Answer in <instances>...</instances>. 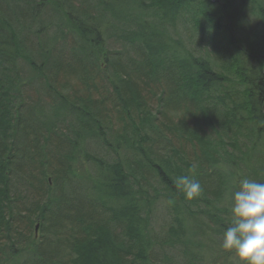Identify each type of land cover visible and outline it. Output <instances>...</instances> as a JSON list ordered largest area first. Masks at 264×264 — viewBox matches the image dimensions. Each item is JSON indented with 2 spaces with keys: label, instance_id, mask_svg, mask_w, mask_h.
Listing matches in <instances>:
<instances>
[{
  "label": "trees",
  "instance_id": "obj_1",
  "mask_svg": "<svg viewBox=\"0 0 264 264\" xmlns=\"http://www.w3.org/2000/svg\"><path fill=\"white\" fill-rule=\"evenodd\" d=\"M86 1L88 20L109 15L123 22L114 31L129 28L122 37L134 57L104 50L97 23L73 20L69 8L64 19L83 48L63 55L34 43L38 62L15 29L26 24L0 12V264L22 256L20 264H201L188 219L204 217L221 233L230 225L229 213L222 222L216 215L230 186L223 167L264 183L256 144L264 140V0H138L141 11L124 15L113 9L131 0H96L95 19ZM166 23L187 26L200 52L168 57ZM18 60L38 74L36 99ZM98 71L111 95L97 86ZM92 145L110 159L92 155ZM81 154L100 174L79 176ZM183 176L200 182L198 197L185 198ZM162 199L173 213L156 231Z\"/></svg>",
  "mask_w": 264,
  "mask_h": 264
},
{
  "label": "rangeland",
  "instance_id": "obj_2",
  "mask_svg": "<svg viewBox=\"0 0 264 264\" xmlns=\"http://www.w3.org/2000/svg\"><path fill=\"white\" fill-rule=\"evenodd\" d=\"M12 1H14L15 3L16 0ZM81 1L83 0H27V2L19 1L15 4H12L10 0H0V12L2 15H9L11 12H13L16 16L15 21L16 23H19V26L26 24V29L24 31L20 30L21 28L18 29L17 27H15V29L16 32H18L19 40L24 39L22 44L24 45L26 52L29 51L34 58L36 57L35 60L38 62H41V59L38 57V53H36L35 51L38 49L39 45H52L54 46V53L58 54L63 52V55H70L71 49L79 51V48H83V44L80 41L81 39L79 35L64 19L63 14H65V10L69 8L73 12V15L71 16L73 20L76 19L77 21H81L83 24L84 22H86L91 26L97 23L100 33L99 42L101 43L104 50L110 52L127 53L129 56L134 57V50L131 46L132 44H130L129 41L125 40L126 38L122 37V35L126 34V30H128L129 28H116V30L114 31V26L122 27L121 25H123V22L115 21L114 18H111L109 15H107L106 19H103L101 22H96V20H88V18L83 14L84 12L81 10ZM86 3L88 7H95L96 0H87ZM137 3L138 0L122 2L119 5H115V9L113 10L122 13L123 15L125 12L130 11L139 12L141 11V9L140 6L137 5ZM20 11H22L21 16L19 13ZM88 15L90 18L95 19L98 15V12L96 9H92L88 12ZM143 15L144 20L149 21V23L151 24L152 20L148 18L146 14ZM89 24L88 26L91 27ZM54 25L59 26L60 29H62V35L60 34L61 32H59L60 39L57 40H53L52 38L53 34L54 36L58 37L55 32L59 29L54 27ZM41 26H46V28L38 32V30L40 29L39 27ZM165 27L166 31L164 34H162L161 41H164L167 44L168 48L166 50V55L168 57L171 56V54H173L176 50H178L179 52H192L194 55H197L200 52L201 48L198 45H195V41L191 43V32L187 28V26L185 27L184 25H181V23H178V26L172 28L170 24L166 23ZM130 29H136V25L133 26V24H131ZM22 33H24L25 36L22 35ZM25 38H27L28 40H26ZM62 38H64L65 41H63L64 39ZM9 40L11 41V38H9ZM34 43H38L39 45L34 46ZM7 51H9V49H7ZM8 53H10V51ZM66 59H68V57H66ZM103 60L104 59L100 58V63H102V65ZM38 62H36V64H38ZM16 66L18 74L23 78L24 81L28 83L27 88H25L26 91L30 93L31 98L36 99L35 92L36 90H39L38 87H40V85L35 82V79H38V77H36V75L38 74L32 72L29 67L21 60L16 61ZM38 67H40V70L44 69H42L41 66ZM98 72L99 73L96 77L97 86L99 88L100 85L105 87L104 91L111 95V88L105 80V74L102 73V71ZM110 79L113 78L111 77ZM32 85L34 86V89L32 88ZM39 95L41 99L44 100V88L39 92ZM146 104L147 106H149L153 114L157 115L158 107L156 100L152 97H149L146 99ZM41 107L44 109L43 105H41ZM109 115L114 116L116 115V113L114 110H110ZM158 118L162 119V116H158ZM256 144L258 149L257 151L262 153L264 151V140L262 139ZM91 148L92 155L103 160L110 159L108 153L106 154L104 149L99 151L97 148H94L93 145ZM87 150L88 152L90 151L88 148ZM260 153H258L257 156H260L262 158ZM254 158H256L255 154ZM77 162L78 164L75 165V171L80 174L79 176L82 177V179L86 180L84 176L87 174L89 175V173L92 175V177H95L98 169L88 163H85L82 158V154L77 157ZM223 171L227 173L228 183L230 184V186L226 189V191L224 190L222 195L223 198L218 204L219 207H217L218 211L221 213L216 214L220 219V222L224 220V217L227 216L228 213L230 214V197L232 192L238 188V182L243 178L254 179L252 175L249 177L247 176L246 170L244 168L242 169V171H239L237 169L232 170L231 168L227 170L223 167ZM147 177L152 179L149 173L147 174ZM157 202L158 204H156V206L154 205L153 207V215L155 219L153 226L156 231H159L161 227L169 223L173 212L171 210V205L168 204L167 200L162 199L161 201L158 200ZM211 212L213 211L211 210ZM225 212H227V214ZM188 225L190 227L189 238L192 241L190 248L200 259L201 264H240L239 260L232 253L224 250L221 247L223 233H221V230H219V224H208V222L205 221V218L203 217L202 219H188ZM226 226L228 227L229 224H226ZM24 257L26 258V256H22L21 258L16 257L15 259L5 261L3 264H20L25 261Z\"/></svg>",
  "mask_w": 264,
  "mask_h": 264
},
{
  "label": "clouds",
  "instance_id": "obj_3",
  "mask_svg": "<svg viewBox=\"0 0 264 264\" xmlns=\"http://www.w3.org/2000/svg\"><path fill=\"white\" fill-rule=\"evenodd\" d=\"M176 183L188 200L202 192L195 178L183 176ZM238 183L230 197L231 223L223 232L221 247L240 264H264V183L250 178Z\"/></svg>",
  "mask_w": 264,
  "mask_h": 264
},
{
  "label": "bare ground",
  "instance_id": "obj_4",
  "mask_svg": "<svg viewBox=\"0 0 264 264\" xmlns=\"http://www.w3.org/2000/svg\"><path fill=\"white\" fill-rule=\"evenodd\" d=\"M96 7H89L88 8V12L90 11V10H92V9H95ZM36 235V234H35Z\"/></svg>",
  "mask_w": 264,
  "mask_h": 264
},
{
  "label": "water",
  "instance_id": "obj_5",
  "mask_svg": "<svg viewBox=\"0 0 264 264\" xmlns=\"http://www.w3.org/2000/svg\"><path fill=\"white\" fill-rule=\"evenodd\" d=\"M38 225L35 226V233L37 232Z\"/></svg>",
  "mask_w": 264,
  "mask_h": 264
}]
</instances>
